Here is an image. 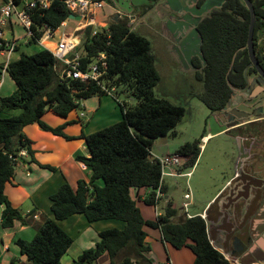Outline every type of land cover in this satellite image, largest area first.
Here are the masks:
<instances>
[{"label":"trees","instance_id":"1","mask_svg":"<svg viewBox=\"0 0 264 264\" xmlns=\"http://www.w3.org/2000/svg\"><path fill=\"white\" fill-rule=\"evenodd\" d=\"M18 1V0H15ZM255 12L253 41L256 57L264 69V46L258 44L264 32V0H251ZM70 11L62 0H52L49 7L35 10L32 18L37 25L46 23L56 29L67 19ZM250 12L242 0H224L220 7L206 13L197 26L201 36V50L205 63L195 56L191 64L201 89L192 92L212 112L222 111L231 97L232 87L245 85L244 69L249 63L246 41ZM109 33L99 32L91 36V28L84 34L76 51L80 53V67L84 69L99 51L107 56L108 69L103 82L108 87L125 85L137 103L127 106L118 102L122 117L119 121L86 134L80 118L51 125L43 119L47 111L67 118L80 107L83 99L107 92L96 82H82L77 78L61 77V65L52 53L40 46L33 54H22L6 67L16 88L8 95L0 96V205L3 227H11L14 221L28 224L24 216L5 194V184L12 182L18 152L25 149L29 160L36 162L32 140L23 129L37 124L43 131L60 135L67 140L84 139L89 155H76L75 159L91 169L89 179H78L74 185L62 183L50 195L54 218H44L36 226L30 240H16L21 254L30 264H60L61 256L73 239L56 220L75 213L84 215L88 222L117 219L123 228H106L99 231L95 245L84 249L69 264H100L107 255L108 264H153L150 246L145 241L144 227L159 229L162 239L174 248H191L192 264H231L213 244L206 217L194 214L190 217L173 206L165 198L167 186L160 187L161 198H156L160 180V165L153 160L150 146L153 139L167 135L180 121L185 107L165 97L155 95L154 87L160 81L155 66V56L150 41L133 31L129 23L119 18L109 21ZM37 32L28 40L38 44ZM81 50V52L79 51ZM255 72L248 67L247 73ZM116 93V92H115ZM78 123V135L65 133L67 125ZM180 145L174 153L186 158L180 168L193 166L200 153L201 139ZM38 163V162H37ZM41 167L55 170L49 164ZM133 187L146 188L149 192L142 201L158 205L155 219H145L136 204ZM162 209L161 211L159 209ZM11 264H18L14 261Z\"/></svg>","mask_w":264,"mask_h":264},{"label":"rangeland","instance_id":"2","mask_svg":"<svg viewBox=\"0 0 264 264\" xmlns=\"http://www.w3.org/2000/svg\"><path fill=\"white\" fill-rule=\"evenodd\" d=\"M116 1L118 3L120 2L119 0H109V4L116 5ZM106 7L105 9L108 8ZM137 11L138 13L141 12V15L138 14L135 16L133 21L130 16L127 17L128 14H131L128 12H122L126 14L123 16V19L129 23L133 31L145 36L150 41L152 52L155 54V66L160 74V81L153 89L154 93L157 96L165 97L171 102L182 104L185 107V113L177 125L167 135L153 139L150 146L151 154L155 157H162L167 153H174L180 145L186 142H192L200 138L202 134H210L205 141L201 139L202 145H200V153L195 164L182 169V172H190L189 176L165 177L168 185L167 194L176 205V208L179 209V212L186 211L189 214H199L207 202L210 201L214 194L228 180L227 187L225 186L226 192L230 194L229 196L236 197L237 183L235 181L230 183V181L232 180L231 177L233 176L235 161L238 156V140L233 136V132H219V124L222 123L221 119L223 118L221 116L216 117V112H212L197 96L191 95L192 92L199 91L202 85L195 78L192 64H171L166 60V55L160 51V39L155 34V31H158L160 28L162 20L160 21L155 10H147L144 12L137 9ZM99 17L102 19L104 16L99 15ZM107 20H110V18H107ZM66 23V27H60L52 38L45 41L46 46L49 48L52 47V42H55L61 36L63 29L73 31L76 24L75 21L67 19ZM14 26L15 35L21 36L24 30L18 25ZM5 35L12 37V33L9 30H5ZM260 35L258 44L264 46V32ZM38 48H40L39 44H29L27 37L22 36L18 39L17 47L10 52L8 61L16 60L22 54H33ZM79 51L81 52L80 49ZM0 60H2V57H0ZM14 89L15 84L13 80L8 74H5L0 94L8 95ZM118 102L131 106L135 105L137 100L131 95L127 86L119 85L115 87L111 94L94 95L81 100L80 107L72 112V115L75 118H80L83 122V130L85 133H92L121 119L122 114ZM181 163L182 167L184 165L183 158H181ZM185 193H189L191 197L185 199ZM219 193L212 198L209 204L214 201ZM223 199L221 198L220 202ZM186 200L189 203L184 208L183 202ZM247 201L242 200L244 202L242 205L243 208L241 211L236 212V220H241L242 215L245 214V203ZM138 204L141 208H147L152 213L149 207L150 205H143L140 202ZM159 210L161 211L162 209L160 208ZM237 214H239V217H237ZM247 216L249 215L247 214ZM259 216L263 217L262 213ZM252 217H248L247 224H245L246 227H250L254 223V225L261 223V221L256 222L252 220ZM84 220L89 224L92 223L88 222L85 217ZM102 221L105 220L102 219L98 222ZM105 225L98 224L95 226V229L104 227ZM144 229L152 230L154 228L144 227ZM260 233L259 231L255 235V240L259 239ZM71 234L77 240L78 236L76 232H71ZM212 244L220 252L226 254L224 246L216 235L212 238ZM173 250L182 264L192 263L194 254L190 247L184 246L179 249L173 248ZM227 256L231 257L230 254H227ZM251 261L254 264H262L255 260ZM251 261L247 262L251 263Z\"/></svg>","mask_w":264,"mask_h":264},{"label":"crops","instance_id":"3","mask_svg":"<svg viewBox=\"0 0 264 264\" xmlns=\"http://www.w3.org/2000/svg\"><path fill=\"white\" fill-rule=\"evenodd\" d=\"M1 2L2 0H0V4ZM131 2L132 1L130 0V3H121L119 4L120 6L110 4V6H107L108 8L106 7L107 9L104 7L102 14L106 17V19L110 18V20H114L115 18H124L123 16L126 14L122 12L131 13L128 14L127 17L132 16L133 18H135L138 14L141 15V12L138 13L137 11V9L143 11L144 7L141 6V3L133 4ZM156 8L157 9L154 10L157 11L156 14L160 18V21L162 20L160 28L158 31H155V34L160 39V51L166 55V60L169 63L181 64L174 50L176 43L174 41L173 32L169 28L170 26L167 25V20L171 25L176 22V18L169 17L172 8L165 0H158ZM13 22L14 20H12L11 23H8L6 30H9L12 33V36L19 37L15 35L14 26L18 24ZM187 32L188 31L184 32L182 37L180 36V40L187 35ZM22 35L20 37H22ZM52 43L53 46L50 48L54 47V42ZM195 56L196 55L191 56V61ZM5 74H8V72L6 69L2 68L0 60V90L5 79ZM0 96L4 95L0 94ZM72 114L73 113L71 112L67 118H62L53 114L51 111H47L44 114L43 119L51 125H58L65 120L76 119ZM219 115V112H216V117H219ZM222 127L223 126H221V128ZM231 127H225V130ZM64 131L69 135H78L81 132V126L78 123H73L71 125H67ZM23 132L29 139L32 140L31 146L34 150V158L36 162L29 160V157L26 155L18 156L15 165L14 178L12 179V182H7L5 184L4 190L10 202L15 207L19 208L24 216L29 214L28 219L30 222L23 225L16 220L11 227H3L1 224V212L4 206L0 205V264H11L12 261L18 264H30L27 257L24 254H21L16 240L18 238L30 240L36 233V226L41 223L44 218H54L50 208V195L55 192L62 183L68 182L71 185H74L78 179L82 178L87 180L91 175V169L75 159L76 155H89V150L84 139L77 138L67 140L60 135H55L48 131L41 130L35 123L25 126ZM209 135L210 134L203 137V141H205ZM37 162L55 166L56 169L53 171L48 168L41 167ZM227 182L228 181H226L224 185H226ZM164 184L168 189L166 180H164ZM220 189L214 194V196L220 191ZM148 192L149 189L139 188L138 193L140 198L136 199V204L145 219H155L158 213H160L158 211V205L149 206L152 210L151 213L147 208H141L138 204V202H140L145 205L142 198ZM164 196L165 198H169L168 194ZM210 201L207 202L202 212L199 213L203 217ZM173 206L176 207L174 203ZM103 220L105 221L98 222L101 221L98 220L89 224L84 220L83 214L81 213H75L65 219L56 220L57 223L67 233H69L73 239L67 251L61 256L60 264H69L77 258V256L84 249L94 246L96 241L99 239L98 233L102 229L111 227L123 228L124 226V222L121 220ZM98 224L106 225L95 229V226ZM74 231L78 236L77 240H75L71 234V232ZM145 231L147 234L145 241L151 248L150 256L153 260V264H165L166 262H170L171 264H182L173 250L174 247L162 239L161 231L159 229H145ZM223 254L226 258H228L227 254ZM236 261L238 260L236 259ZM99 263L108 264L106 254H103V256L100 257Z\"/></svg>","mask_w":264,"mask_h":264},{"label":"flooded vegetation","instance_id":"4","mask_svg":"<svg viewBox=\"0 0 264 264\" xmlns=\"http://www.w3.org/2000/svg\"><path fill=\"white\" fill-rule=\"evenodd\" d=\"M119 1L122 4L130 3V0ZM135 1L141 3L144 12L157 9L158 0ZM202 1L198 0L194 6H200ZM248 75L250 77L257 75L256 70ZM240 106L247 108L240 110ZM232 107L234 108L232 113H227L230 109L219 111V117L223 118L219 128L223 127L218 131L233 132V136L238 140V156L230 181V183L232 181L237 183L236 197L229 196L230 194L226 192L227 186H222L218 196L208 204L204 217H206L211 237L213 238L214 235L218 237L226 254L236 257L239 264H251L253 262L251 260L264 264V242L259 241L260 238L264 239V90L257 92L255 85L250 86L249 91L237 98ZM229 118L237 124L225 130L227 124L230 123ZM221 198L225 200L220 202ZM242 200H248L245 203V214L242 215L241 220H236V212L243 208ZM261 213L263 217L259 216ZM248 217H252V220L256 222L261 221V223L256 224L257 226L254 223V226L246 227ZM259 231L261 232L259 239L255 240V235Z\"/></svg>","mask_w":264,"mask_h":264},{"label":"built area","instance_id":"5","mask_svg":"<svg viewBox=\"0 0 264 264\" xmlns=\"http://www.w3.org/2000/svg\"><path fill=\"white\" fill-rule=\"evenodd\" d=\"M52 0H2L0 4V57H2L1 64L2 68L6 69L9 61L8 56L18 44L19 37H7L5 30L8 23L18 24L24 32L22 36L27 37V41L33 38L37 32L40 35L37 37V42L43 48L49 50L52 55L58 60L61 65V77L77 78L82 82H96L101 86L107 93H112L115 87L108 88L104 82V75L107 73L108 62L107 56L103 51H99L94 56L91 62H89L84 69L80 67V53L76 51L83 37V30L87 27L91 28V36L103 32L108 34L109 20L104 16L102 19L99 15L102 14V10L106 6H110L109 0H62L65 7L70 11L69 14L78 16V18H69L75 21L73 31H61V36L54 42V47L49 48L45 45V40H49L55 34V32L61 27H66V20L62 21L56 29H52L46 23L37 25L32 15L35 10H42L48 8ZM132 18V21L134 18ZM6 58V59H5ZM20 155H26L25 149L18 152L14 160ZM181 158L186 160L185 157L177 153H167L162 157L153 156V160L158 162L160 165V180L159 186L156 189V198H161L164 194L160 187L164 184L166 176H189L190 172H182ZM191 196L189 193L184 194L185 199H189ZM188 200L183 202V207L188 205ZM186 216L190 217L191 214L186 212ZM35 217V215H34ZM228 261L231 264H237L235 259L228 257ZM233 259V261L231 260ZM165 264H171L166 262ZM254 264V263H251Z\"/></svg>","mask_w":264,"mask_h":264},{"label":"water","instance_id":"6","mask_svg":"<svg viewBox=\"0 0 264 264\" xmlns=\"http://www.w3.org/2000/svg\"><path fill=\"white\" fill-rule=\"evenodd\" d=\"M133 4H137L138 2L135 0H131ZM170 7L172 8L170 16L176 18V22L174 24H170L167 20V25L173 32L174 41L176 46H174V50L179 58V61L182 64L191 63V56L196 55L198 58L205 63V60L202 55L201 50V36L197 30V24L200 21L201 17L209 12L212 8L220 7L224 0H203L201 5L195 7L194 4L198 0H165ZM250 12V21L248 27V35L246 41V48L249 57V63L245 67L243 73L245 77V85L242 88L232 87L231 97L227 101L223 111L230 109L227 113H232L233 103L237 98H240L243 93H247L250 89V86L255 85L257 87V92L260 90H264V69L260 65L254 49V41H253V31H254V23H255V12L253 9V5L251 0H242ZM121 2L118 3L116 1V5L120 6ZM69 18H78L73 14H69ZM117 18L114 19L116 21ZM187 32V35L180 40V36H183L184 32ZM187 42V43H186ZM253 66L256 70L257 75L250 77L247 73L248 67ZM241 93V94H240ZM247 108L245 106H240V110ZM230 123L227 124V127L233 126L237 124L236 121L230 120ZM134 191V196H136V190L138 187L132 188ZM262 243L264 242L263 238H260ZM231 258L236 260V257ZM239 264V263H237Z\"/></svg>","mask_w":264,"mask_h":264},{"label":"bare ground","instance_id":"7","mask_svg":"<svg viewBox=\"0 0 264 264\" xmlns=\"http://www.w3.org/2000/svg\"><path fill=\"white\" fill-rule=\"evenodd\" d=\"M232 260V259H231ZM233 261V260H232Z\"/></svg>","mask_w":264,"mask_h":264}]
</instances>
